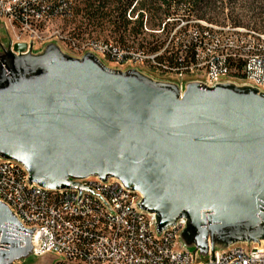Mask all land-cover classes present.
I'll return each mask as SVG.
<instances>
[{"label": "water", "instance_id": "95a60500", "mask_svg": "<svg viewBox=\"0 0 264 264\" xmlns=\"http://www.w3.org/2000/svg\"><path fill=\"white\" fill-rule=\"evenodd\" d=\"M0 158L49 190L119 180L161 232L185 220L187 248L264 240V93L234 83L183 87L91 53H39L9 42L0 57ZM0 203V264L31 256Z\"/></svg>", "mask_w": 264, "mask_h": 264}, {"label": "built area", "instance_id": "2783aa9c", "mask_svg": "<svg viewBox=\"0 0 264 264\" xmlns=\"http://www.w3.org/2000/svg\"><path fill=\"white\" fill-rule=\"evenodd\" d=\"M65 15H71L65 0L57 5H50V0H0V24L11 45L34 48L42 42L44 28ZM162 18L161 31L154 34L164 32L166 23L175 25L162 47L144 51L90 41L80 53H91L102 63L105 59L114 65L109 68L120 71L148 64L179 82L189 77L185 82L209 87L233 83L231 73L239 70L237 85L264 93V32L227 23ZM173 47L176 52L169 50ZM18 170L25 169L0 158V203L22 227L14 229L13 240L20 248H30L32 257L51 255L53 264H264V240L235 243L214 250L212 256L208 245L207 257L201 259L198 251L191 252L180 240L184 219L158 233L154 215L139 208L141 195L117 179L103 182L89 177L76 181L83 190L52 194L30 183L27 172L26 179H18Z\"/></svg>", "mask_w": 264, "mask_h": 264}, {"label": "rangeland", "instance_id": "374dc122", "mask_svg": "<svg viewBox=\"0 0 264 264\" xmlns=\"http://www.w3.org/2000/svg\"><path fill=\"white\" fill-rule=\"evenodd\" d=\"M71 7V15H65L58 17L54 20H52L46 28L42 31V42H38L34 45V48H32V53L36 54L41 52V50L47 45V44H55L59 50L70 57L73 58H81L82 55L80 53V48L87 44L90 41H98V42H105L113 44L114 46L119 47L122 49V46L132 47L134 50L136 48L138 50H144V51H151L153 49H156V47H162L163 44L167 41L170 31L173 28H168L167 31H164L162 33H156V34H150V33H142L140 32L135 38L128 37V34L126 33L125 39L126 42L124 45H121L118 41V34L115 32V27L110 23L109 20H113L115 14L111 13L108 18L104 20L100 19H94L91 20L88 17L84 16L83 12L75 13L74 6H79L78 8H82L83 5L81 4V1L83 0H65ZM53 2H57V0H54ZM178 1L172 2V6L179 5ZM183 4V3H182ZM159 6H163L160 3ZM219 6V4H216ZM240 3L236 4H228L226 2L225 9L221 14H212L210 17L212 18V24L217 26H223L224 24H232L231 23V15L229 12V8H236L239 10ZM264 8V2L262 3ZM64 13V12H63ZM173 18H179L182 20L188 19H195V17L186 16L183 14V12H179L175 15H171ZM233 16L237 17L236 19L239 20L240 26H252L256 29H260L259 31L264 32V28L261 29L259 26L260 22H264V9L259 11H254L252 13H246L245 11H235ZM216 21V22H215ZM208 23V22H207ZM257 24V27L255 26ZM259 25V26H258ZM134 25L130 22V24L127 26V29L130 30ZM203 26L199 25L198 29H202ZM128 39V40H127ZM10 42V36L6 32V30L3 28V26L0 24V57L3 55L4 49L7 47V44ZM180 41H177L179 43ZM143 48V49H141ZM170 51H175L174 47L169 49ZM176 52V51H175ZM102 61V60H101ZM103 63L108 67H114V65L108 63L105 59H103ZM133 69H137L143 74L151 77L152 79L156 81H165L169 83H174L176 85H180L183 87L187 82L192 81H186L189 80V77H186L182 80H177L173 76H164L161 74V72L156 71L151 66L143 65V66H135ZM231 80L235 84L240 83V77L241 73L239 70H236L231 73ZM184 82V83H183ZM188 250L191 252L195 251L196 248L194 246L187 247ZM215 250H219L218 247H215ZM201 259H205L203 254H201L200 251H198ZM55 258L51 255H45L43 257H32L29 254H27L24 258L20 260H16L12 264H53Z\"/></svg>", "mask_w": 264, "mask_h": 264}, {"label": "trees", "instance_id": "16d2710c", "mask_svg": "<svg viewBox=\"0 0 264 264\" xmlns=\"http://www.w3.org/2000/svg\"><path fill=\"white\" fill-rule=\"evenodd\" d=\"M178 1L179 5L172 6V2ZM226 2L228 4L240 3L239 10L246 13H252L254 11L261 12L264 8L262 3L264 0H83L79 6H74L75 13L83 12L84 16L91 20L100 19L104 20L109 17L111 13L115 16L113 20H109L115 27V32L118 34V41L121 45L126 42L125 35L135 38L137 34L150 33L154 34V31H161L162 16L165 15V19L171 15H175L179 12H183L186 16L195 17L197 20L206 21L212 23V14H221L225 9ZM164 5L159 6L158 4ZM183 3V4H182ZM219 4L217 6L216 4ZM229 8L231 25L233 27H245L240 26L239 20H237L233 14L235 11H239L234 6ZM130 22L134 25L130 30L127 26ZM216 22V21H215ZM259 26L264 28V22L261 21ZM257 27V24H255ZM146 28L144 30L143 28ZM175 27L174 24H165L164 30ZM255 30L252 26H247ZM128 40V39H127Z\"/></svg>", "mask_w": 264, "mask_h": 264}, {"label": "bare ground", "instance_id": "6f19581e", "mask_svg": "<svg viewBox=\"0 0 264 264\" xmlns=\"http://www.w3.org/2000/svg\"><path fill=\"white\" fill-rule=\"evenodd\" d=\"M53 1L54 0H50V5H57V2H53ZM57 1H61V0H57ZM18 179H26V171L25 170H18ZM45 190L51 191L52 194H59V190H49V189H46V188H45ZM262 210L264 212V208H262Z\"/></svg>", "mask_w": 264, "mask_h": 264}]
</instances>
